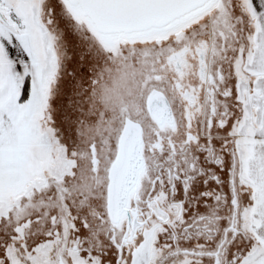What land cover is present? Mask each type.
I'll return each mask as SVG.
<instances>
[{
	"label": "snow or ice",
	"instance_id": "snow-or-ice-1",
	"mask_svg": "<svg viewBox=\"0 0 264 264\" xmlns=\"http://www.w3.org/2000/svg\"><path fill=\"white\" fill-rule=\"evenodd\" d=\"M0 264H264V0H0Z\"/></svg>",
	"mask_w": 264,
	"mask_h": 264
}]
</instances>
